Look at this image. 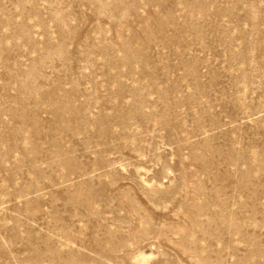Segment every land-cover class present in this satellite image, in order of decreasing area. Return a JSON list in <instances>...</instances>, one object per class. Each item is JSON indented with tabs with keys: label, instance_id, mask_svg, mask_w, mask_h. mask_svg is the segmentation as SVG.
Segmentation results:
<instances>
[{
	"label": "rangeland",
	"instance_id": "obj_1",
	"mask_svg": "<svg viewBox=\"0 0 264 264\" xmlns=\"http://www.w3.org/2000/svg\"><path fill=\"white\" fill-rule=\"evenodd\" d=\"M0 264H264V0H0Z\"/></svg>",
	"mask_w": 264,
	"mask_h": 264
}]
</instances>
